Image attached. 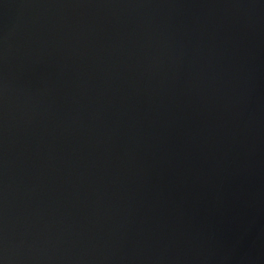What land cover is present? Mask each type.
<instances>
[{"label":"water","instance_id":"water-1","mask_svg":"<svg viewBox=\"0 0 264 264\" xmlns=\"http://www.w3.org/2000/svg\"><path fill=\"white\" fill-rule=\"evenodd\" d=\"M0 264H264V0H0Z\"/></svg>","mask_w":264,"mask_h":264}]
</instances>
